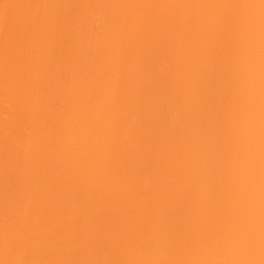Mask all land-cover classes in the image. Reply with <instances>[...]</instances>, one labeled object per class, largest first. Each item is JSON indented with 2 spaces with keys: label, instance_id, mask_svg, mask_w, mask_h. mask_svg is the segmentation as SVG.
<instances>
[{
  "label": "rangeland",
  "instance_id": "rangeland-1",
  "mask_svg": "<svg viewBox=\"0 0 264 264\" xmlns=\"http://www.w3.org/2000/svg\"><path fill=\"white\" fill-rule=\"evenodd\" d=\"M51 1L52 2L49 3L48 0H0V120L1 119L3 120L0 126L1 128L0 129V132H1L0 139H2L0 140V200H3V203H5L6 202L5 200H7L6 196L11 197V195L12 194L15 195V193H16V196H18V193H19L21 196L19 195L18 197H22L24 200L28 201L29 196H27V194L29 192L27 193L25 190L26 181H29V177L31 180L33 179L35 180L37 178L32 177L33 178L32 179L31 176H29L28 179L24 178L25 183L23 187H21L22 185H20L21 182L19 184V180H18L19 177L17 176V174H20V173H17V172H20V170L24 172L23 169H21L23 168L21 167L23 165V162L22 164L20 163L21 168L18 169L19 171L15 170L19 168V166L16 168L15 165L13 166V163H15L18 155H20V157L23 155L22 150H21L22 153L17 152L20 149H22V147H20L22 144L20 142V146L14 145L17 143H15L16 142L15 140L13 141L12 136L10 135H15L14 136L15 138L16 136L17 137L19 136L17 135L19 132L21 133L26 130H29V131L32 130V133L30 132V134H33V135L35 134V135L34 136L30 135V138L33 140H31L30 138L29 139L33 142V144L31 143L28 144V145H32V149L29 151V153L27 152L28 162L26 161L27 163L26 162L24 163H26V165L30 164L28 175L35 173L33 175L36 177V174H37L38 180H40L39 178H41L42 181L45 182V185L42 186L44 187L43 188L44 195H42V197L44 196L42 198L43 202L40 203L41 201L40 200L38 201L39 203H36L35 201L34 203L36 204L32 202L33 207L31 206L32 208L35 209L33 211L35 213V216L31 218L32 219V225H31L32 230L30 229L32 231L31 236L34 240L35 245L43 250L40 257H42L43 259L48 258V260H51V261L52 259L53 260L55 259L56 262L60 264V259L64 260L65 258H63L62 255L58 254L61 250L59 252H57V250L63 244L69 245L70 241L73 240L72 235L77 234V233L74 234V232L78 231L80 235L78 234L77 235L81 239L82 238L84 240L88 239L89 241L93 242L95 241L94 237L96 235L97 237L96 239L99 238L100 239L99 241L103 242V241L108 240L106 238V233L108 231L107 228H110V223L116 222L117 227H118L117 230L120 233V237H118L119 239H117L119 240L118 243L116 242L117 240L111 242L110 245L115 246L116 250L112 255H110L109 253L111 257H108V259L105 261L106 264H117L116 261L121 260V258H123L122 264H198L196 260V253L198 252L197 250L199 249V247L197 246L195 249H192V250H189V248H187L188 250H186V248L182 249V246L188 239L189 241L193 239L192 242L195 241L197 245L200 246L203 240L206 239V231H203L205 230L206 226L210 227V226L216 225V223H217L216 226H219L218 221L219 222L220 220L226 221L227 218L230 217L229 215L227 217V214H226V219H225V216L223 215L225 211H219V210H223L221 208L223 205V202L224 204L227 202V204L229 205V194L231 193V191L228 190L230 186L226 188L225 185L228 183H229L228 185H230V181L233 179L234 181L237 180L236 171L232 170L233 168L232 169L226 168L229 165L225 167L227 163L231 162V160L230 162H228L229 157L226 155L227 154L229 155L231 153L230 151H227V150H228V147L231 148L230 145L233 142L229 143L230 145L228 144V147L226 146L227 150H226V147L224 149V147L221 146L223 147V150L221 149L217 151V152H221L225 150L227 152L226 155H225L226 153L225 151L223 153H218L219 155H216L217 154L216 152L214 156H211L209 158V159H212L211 160L212 164L210 163L211 165L210 168L212 167L210 169V174L213 172L214 169H215V172L211 174L210 177L209 175L205 174L207 178L211 179L210 182H212L213 186L214 184H215V187L216 185H218V187L219 185H222V190L224 191V192L222 191V193L225 194L224 195L225 197L224 196L221 197V198L224 197L223 198L224 200L221 201V204L219 203L221 206L220 207L221 209L216 208L217 210L216 217L218 218L215 217L217 219L216 221L214 220L215 224L213 223V220H211L213 225L209 222L206 225L205 224L206 221L204 219L205 216L208 215V214H204V212H206L205 209L207 210V207H209L211 203L210 205H208L209 203L207 204L205 200L204 202L201 200V195L208 192L209 189L212 187V186H210V188L208 187L209 183H207L205 181V177H203L204 175L203 171H206L205 170L206 158L209 156L207 155L208 148L206 147L204 151L198 150V144L191 145L192 143L191 140L193 139V138L191 139V135L190 137H188L187 135L188 139L185 140L187 133H183L185 136L183 135L181 138L184 140L183 143L181 144H184L187 141L189 142L187 143L190 144V146L187 143L182 145L184 149L186 147L187 149L182 150L183 149L182 147L180 151H176V150L171 151L172 149L171 147L173 145V148H174L175 146L178 145L176 144L177 140L174 139L177 137L176 133L182 134L181 125H185L186 122L189 123L188 121L189 116L191 118L193 114H197L198 109L194 111L193 109L195 108V105L196 106L201 105L200 104L202 103L201 99H205V97H207V100H209L207 102H210L211 99L216 100L218 98H221L219 96H222L223 98L225 97L224 95L228 94L229 90L225 92L226 90L223 91V88L225 87L227 89L228 87L229 89V85L226 87L225 84L222 82L224 87L222 86L221 89H218L217 86H219V84L221 83L219 82V80L222 78V76H226L229 73V71L228 72L226 71L227 68L229 67H226V66L231 63L227 62L226 57H228L229 54H232L231 52H237V53H233L234 55L236 54L233 57L234 58L233 60L228 57V61L230 60L229 62H232L236 59H239V56H240L239 54H241L242 50H244L243 48L244 45L242 44H244L243 41L245 40H242L243 39L241 36L242 31L238 33L240 29H243L242 27H244V25L245 27H246V24H248L247 26H250V30L248 29L249 30L248 32H250L249 35L247 32V35H248L247 37L249 39V42L247 39L246 43L248 42L247 43L248 46H246L245 48L249 47V49L248 48L247 49L252 51L250 52V51L245 50V52H248V53L250 52L249 54L250 56L256 55L258 58L260 59L262 58L261 53H259V55L257 54V50L259 49L258 51H260V46L259 44H257L258 42L257 43L254 42L253 39L254 37H256L255 35L258 33V31H259L258 34L261 35L260 37L264 36V25L261 28L257 29V33L253 26H254V22L257 23L258 21L264 24V12H263L264 0H134L133 7L135 5V8H137L135 11L133 10L134 13L135 12L137 13V15L135 16L133 15L134 13L133 14L126 13L127 15H125V12L122 13L121 15L120 14L114 15L116 14L115 12H118L115 10L116 9L121 10L122 6H124L122 5V3L124 4L126 2L127 4L128 0H126L125 2L124 0H51ZM209 1L211 4L210 6L213 5L212 7H214V9L212 10V7L210 8V6L208 5L210 10L207 11L208 7L205 9L206 5L204 4L202 5V3L209 2ZM128 3H131V2H128ZM84 4H86L89 7L85 9L87 10L85 11L87 12L86 19L88 21V16H91L92 19L90 23L92 24L90 27L91 28L95 27L94 31H92L91 29L92 31L91 34L88 33L87 35L89 37L88 38L89 40L90 39L94 40L93 42L91 41L92 43L91 46H93V48L91 49L88 48L89 46L88 44L90 43V41L85 38L87 42H89L87 43L88 50L85 49L84 44L86 43H84V39H83L84 37H86V36L83 37V35H85L86 33L85 32L86 26L84 27L85 24L84 25L82 24L84 23L83 21H86V19L84 18L85 16L82 17L84 10L83 9L82 11L80 10L81 7L82 8L85 7ZM201 5L204 7L202 8ZM127 6L130 12L131 10L130 8H132V4H129V5L127 4ZM198 6H199V10H196ZM126 7L125 8L123 7L124 8L123 10H126L127 9ZM193 7H197L195 8V12H193V9H194ZM88 11L91 14H89ZM127 12H128V9H127ZM212 14H214V16ZM113 15H114V18L112 17ZM129 15L130 16L133 15L136 18V23L134 21L135 18L130 17L132 19V22L134 23H130L131 25L129 24L128 22V20L130 19L128 18ZM123 17L126 18V19L124 18L126 22H123L125 20H120ZM64 18H68V21H66L67 19L64 20ZM116 20H120L119 22L122 21L124 24L128 23L127 27L122 22H121L122 25L117 24L119 27L122 26V28L124 25L125 27L123 28L124 30L125 29L127 30L129 25L130 27L132 26L134 28V25L136 24L135 28H136L139 38L136 37L135 41H137L138 39L139 46L134 40L132 41V39H135V36L137 35L135 34L131 38V35L134 34L131 31L135 30V29L130 30L132 27L131 28L129 27V31H128V33L130 32L131 35H128V33L125 30V33H123L124 38L122 36V41L123 40L126 41L127 39L125 38L130 37L128 39H131L130 41H132L131 43L132 45L129 43L130 42L129 40L125 42V44L128 43L127 45L128 48L129 47H131L132 49L138 48L139 53L141 54V56L140 54L138 56L142 58L140 59V57H136V58L134 57L132 59H135L138 61L140 59L139 65H137L138 66L137 69L140 67L138 69L139 75L136 76L137 79L135 81L130 80V79H135L134 77L135 74H138L136 73L135 71L136 69L134 68L136 67L134 66L135 60L132 61L130 59L132 56L136 55V54L133 55V53L136 52L133 50L134 52L132 51L131 56H128L130 57L129 58L130 63L132 64L133 62V65L131 66V64H129L128 61H125L127 62L125 66L124 65L125 62L122 63V61L124 60L120 59L122 60L121 64L125 66V68L122 67L120 62H118L119 67H117L116 71H114V74H115L114 76L119 77L117 78L118 82L122 80V83L114 82L116 85L120 84L119 90H116L115 93H113L111 96L109 95L110 97L108 96L109 99L106 102L101 104V101H100L99 104L101 105L99 104L94 105V103L97 102V98H99L97 97V95H98V92H99L98 90L100 89V87L98 90H97V87L99 83L101 85V82L102 84L104 82V80L100 81L99 77L103 78L104 75L102 76L100 74L97 75L93 73V71L95 72V70L92 69L90 71L91 73H87V74L84 73L85 76H83L84 74L82 73L85 72L83 70V67L85 66L87 67L86 65L87 60L93 61L94 59L97 60L99 58V61H100L101 58L103 57L104 52L108 53L109 54L108 56H110L111 52H113V49H111L110 47L113 44L109 45L110 41L108 40L109 42L107 43L106 42L107 39L106 38L104 39V37L102 38L101 36H103L104 34L106 35L108 26L111 25L112 27V22L113 24L118 23V21L114 22ZM63 21L69 23L70 29L65 30L64 26H66L65 24H68V23H65L63 26V23H64ZM85 23L88 24V27H87L88 29L89 23L87 22ZM81 24L83 25V27H78V26H81ZM112 28L113 30L116 29V32H117L118 28L116 27H112ZM109 31L111 32L110 29ZM163 31H168V34L166 36H161V33ZM78 35L81 36V40L80 39L78 40V42L80 41L79 48L80 47L82 48L81 51L83 50V47L85 50L90 51V52L85 51L86 54L85 53L84 54L86 56L85 55L82 56L81 54L79 55L80 50L78 52L76 49L75 43H77V41L75 39L78 37ZM125 35L127 36L125 37ZM255 40H258V39H255ZM95 41L98 42L99 45H97ZM93 43L96 44L95 47ZM135 45L137 47H135ZM125 46H124V49L122 48L123 50L120 51L122 53L116 50L117 52L120 53V55L124 56V58H126L125 57L126 55H123V54H129L128 52L131 51V50L129 51L127 49V46L126 47ZM105 49L107 50V52ZM118 49L120 50L121 48H118ZM224 54L226 55L228 54V55L224 56ZM120 55L118 54L117 56H120ZM236 56H238V58ZM254 56L252 57L254 58V62L252 63H255V64L257 63V65H259L260 62H258L256 56H255L256 57V62H255ZM146 57L149 60L145 59ZM224 57L226 61L224 60ZM252 58H249V59H252ZM206 59H208V62ZM108 60L109 58H107V61ZM223 60L225 61V63H227V65H225L226 70L224 69V71L221 72L222 75L220 76L219 74L218 75L216 74L217 73L216 71L217 69H219V67H223V64H224ZM247 60L248 58L246 59L243 67L242 65H240V68L242 67V69L238 67L240 70L237 69V71L235 70L236 68L234 67V64L237 66L238 61L237 63H235L236 61H234L233 65L231 64L235 68V69L233 68L235 71L233 72L230 71L231 73H229L228 76L231 77L230 74H232L231 78H234L235 81L240 80V82L233 81L234 83L232 84V86L229 83L231 86L230 92H233V90L237 89L239 83L241 84L239 88L237 89L239 93H236V97L229 98L231 100L233 99L232 100L234 101L233 103H236L234 99L237 98V94H239L240 96V93H241L240 91H242L240 87L244 86L243 83L248 81L249 75L252 74V71H255L253 75L254 74L256 75L258 73V70L252 69L254 64H251V61L253 59L251 61L250 60L247 61ZM92 61H91V65L93 64V66H96L97 63L94 62L96 63L95 65ZM259 61H262V60H259ZM54 63H56L55 67L53 66ZM101 63H104V62L102 61ZM104 64L105 66H108L107 68H109V62L104 63ZM104 64H102V66L105 69L106 67L104 66ZM127 64L130 65L129 68L131 69L129 73L130 76L129 78L127 77L128 79L125 78L126 77L125 75L128 73L127 70H129L127 67ZM202 64H204L203 67L208 66L206 64H210V66H212V69L208 68L210 67L208 66L206 67L207 69H202V70H206L207 72L208 71L211 72V70L212 71L214 70L215 74L212 72L213 75H211L210 72H208L210 77L207 74H203L201 71ZM250 64L251 66L253 65L252 68L250 67ZM94 68L96 69V67ZM121 68H123L124 70L123 69L119 70ZM102 69L103 68L100 67V70ZM256 69H259V66ZM222 70L223 69L218 70V71H222ZM132 71H135V73H133ZM225 71H226V74H225ZM103 72H100V73L105 74L106 71L104 70ZM92 73L95 74L96 76L95 75L93 76ZM112 74L113 72H111V75ZM204 75H207L206 76V78H208L207 80L204 78L205 77ZM244 76L246 77L244 78ZM86 77H90V79L92 77L91 80L93 81L94 80L97 81V78L99 79V83L97 84V87L95 86L96 89H94L95 83L93 85L91 84L92 87H89L91 88L93 92H95L94 90L98 91L97 93L95 92L96 98L94 96V93L90 92L89 90L84 93L78 92V90L80 89V84H83V82H85ZM120 77H124L125 78V79L123 78L124 81L126 80L127 82L128 80V83L126 84V82H124L123 79H120ZM210 78L211 80L214 79L212 80L214 81L213 82L214 84L213 83L209 84ZM223 78L225 82V77ZM113 79L111 80L112 83H113ZM129 80L133 81V83L131 82L132 84H130ZM228 80L229 79L226 80V83ZM149 81L151 83H149ZM86 82L88 84V82L90 83V80ZM147 84H149V88L151 89H147L148 87ZM151 84H154L153 86H156L155 89L153 88ZM113 86H111L112 89H113ZM107 88L106 90L109 93L108 91L109 88L108 89ZM44 90H48L49 92L48 91L47 92L51 94L50 95L51 97L50 96L49 97L52 99H49V100L50 102L52 101L53 106L50 105L51 103L49 104L50 106L48 104H47L48 106L45 104L46 107L43 104L45 102L44 100H46V97L48 96V95L46 96V92L41 94ZM242 93L246 95L241 94L243 95L242 97L240 96L241 100H240V97L238 98L240 102L236 103V105H233V103H231V100H230V104L232 105L228 103V106L229 107L233 106L235 110V106L242 107L243 105L247 104V101L252 99V98H248L247 96V94H250L252 92L250 93L242 92ZM104 94H103V97H105ZM174 94H178V96H180V98L178 97L179 102H176V101L174 102L173 98L171 99V97L170 99L168 98V96H172ZM41 95L45 96V98L42 97ZM105 95L107 96V93ZM251 95L249 96L252 97L253 95L252 96ZM93 96L96 100L94 103H93L94 101ZM197 96H199V98H197ZM246 96H247V99L246 100L244 99V101L246 102L245 104H242L244 103L242 98ZM228 97L229 96H227L226 98ZM231 97H233V95ZM105 98L103 100H105ZM164 98H166L167 101L171 100L170 101L171 103L167 102L166 103L167 105L164 104V106L165 105L166 107L168 106L167 111H169L168 112L169 115H175L177 122L175 124L176 126L173 125L172 127L173 128L175 127L176 130L173 131L175 129L174 128L173 130H169L172 132H169L166 129V127L160 128V126L162 125L160 122L163 119H160L161 120L160 122H158L159 120H157L155 126L157 127L159 125L158 127L160 128V129L158 127L156 128L158 129L157 130L158 139L155 142L148 143L145 140V137L144 138L142 137L144 133H145V136L147 135L146 134L148 131L147 129H149L147 125V121H146V118L148 117L146 114H145L146 118L144 120L143 118L141 119V117H144L142 115L146 112L147 113L149 112L151 113L155 111L159 112L158 108L161 107L160 105H163L160 101L163 100ZM180 99H186L187 101L184 100L186 104L189 103L190 105V107L188 106L189 109H187L186 106L184 105L185 106L184 108L187 109V112H186V109L183 110L184 109L182 108L183 102H181L182 100ZM214 100L212 101L214 102ZM203 101L205 104L203 103L202 105H206L207 102L205 100ZM218 101L219 100L215 102L217 105L215 107L216 112L215 110L213 111L214 113L212 112L213 115L215 114L214 116L212 115V117H210L211 114L210 115L207 114L208 113L207 109H205L203 106V109L205 110L203 112L204 114L205 112H207L206 114L208 116H205L203 113H201L203 115L199 113L201 115V117L198 115V117H200L201 119L199 121V125L197 124L198 120L197 121L193 120V119H197L198 117L193 116L192 117L193 121L191 120L190 122L194 124L189 123L191 124L190 126H194L197 124L199 128H203L202 129L203 131L204 130L207 131L206 129L210 128L209 125H211V123L213 124L216 123L214 124V126L216 127V130L219 133L221 129L223 130V132L221 131L220 133L221 137L222 135H225V134L227 135L229 133L231 138H234V139L239 138L237 135H239L240 132L242 131H241V126L240 128L237 126L240 125V122L242 121V119L241 118L238 119V117H236L238 116L236 115L238 114L237 111L236 113H234L235 111L233 110V113H232L233 107H231L232 108L230 109L231 111L226 109V114L229 117V119L226 118L227 119L226 122L223 121V119H221V116H219L221 113H223L222 111H220L221 112L220 113L219 109L222 110L223 107L218 108V106L221 105L220 103L219 105L217 104ZM213 102L208 103V105L212 106L211 104H213ZM159 103L160 105H158ZM224 103H225V98H224ZM239 103H241L242 105H238ZM154 104L156 105V107L153 106ZM180 105H182V107ZM152 106L154 110L155 109L157 110L152 111L153 109ZM191 106L194 108L192 109ZM207 106L205 107L208 108ZM213 106L215 105L213 104ZM54 107L56 108L55 111H58V112H55V114L53 111V109H55ZM140 110H144V111L141 112ZM217 110L220 113L219 115L217 113ZM48 111H49V114L47 113ZM137 111H140L141 113L144 112V113L142 115L140 114V116L139 115L137 116V114L139 113L138 112L136 114ZM161 113L163 114V112H161L160 110V114ZM162 114L160 118H163L164 116L167 117L164 114H163L164 116H162ZM117 116L118 118H116ZM203 116H205L204 117L205 119L202 118ZM119 117H121V119L124 120L123 123L121 122L122 120H120ZM170 117L171 116H169L168 118ZM213 117L214 119H218V118L219 119L215 121ZM215 117H218V118H215ZM88 119L89 120L91 119L90 122H92L93 124L92 123H89V124L94 125L95 127L91 126V127H94V129L91 127L86 128L85 121L88 122L89 121ZM81 120L82 121L85 120V121L82 122ZM259 120H260V117H259ZM80 121L81 123L79 125H81L82 123H85V125L82 124L81 128L77 125L76 127H78V129L75 127L74 128L72 127L73 125L78 124ZM118 121L121 122L120 123L122 124L121 127L120 125L118 126V124L116 123ZM260 121H258V123H260ZM66 122H69L72 125L71 126L72 131L77 129V131H79L80 134L82 135L85 132L84 135L82 136V138L84 137V140H81L80 142V139H82L81 135L76 134L75 135L76 138H80V139H77V142H78L77 144L75 142L76 140L74 139L75 137L74 134L76 132L74 131V133H69L71 131V128L70 126H68L70 130L69 128L68 129L66 128L67 125H69V123L67 124ZM62 123L64 124L62 126L63 127L66 126L65 128L67 129V131L69 130L68 132L69 134H67V132H65L66 134L64 133L66 129L61 130ZM124 123L125 125L123 128H127V129L123 130L122 126ZM164 123H167V124L163 126L168 125V122L166 119L163 122V124ZM83 126H85L84 127L85 129L83 128ZM261 126H264V124H261L259 127ZM119 127L125 132V133L123 132L124 134L122 133L123 136L120 133L121 129ZM168 127L170 128V126ZM90 128L91 130L93 129L94 131L89 130ZM95 128L97 130L99 128L98 130L99 132L100 130L101 132L103 130V133L100 134V135L104 134L102 135L103 137H101V139L99 138L100 135H98L99 134L98 131H97L98 137H93L94 133H96ZM194 128L196 127H193V130ZM86 129H88L90 133L94 132L92 137L94 140L96 139L95 144L100 142L99 147L101 149H104L105 154L103 150H100V151H102L103 155H105L104 156L105 158L103 157L101 152L100 153L98 152L99 154H97V150L99 149L97 145L94 147V148L96 147L98 148V149L96 148L95 150L96 153H94L92 149H90V151L92 150L91 152L93 153L91 152L90 153H91L93 160L96 159L95 161L97 160L100 161L101 159L100 165H98L99 161H97L96 167L100 169V172L98 170L99 174L103 175L102 178H101L102 175L99 178L103 179L105 182H103V180L101 181L99 180L98 178L99 174L95 173L97 171L96 167L94 168L96 169L94 170V172H92L93 170L91 171L92 169L91 165H93L94 167L96 162L91 160L90 158L91 156L88 155L89 151L88 152L86 151L88 150V147L83 145L84 148L86 147L85 148L86 150H84V149H80V147L77 146L80 143L82 147L81 143H84L85 141L86 142L88 141L87 144L92 143V142L94 143V140L90 139L91 135L90 134L88 135L89 131ZM60 130L63 131L61 136L63 137L64 135V138H65L64 140L59 135L61 134L59 133ZM225 130L226 132L227 130H229L228 133H225L224 132ZM25 133H27V131ZM199 133L200 132H198V134ZM71 134H73V136ZM86 134L87 136H89L88 137L89 139L85 137ZM68 135H69L70 140L69 138L66 139ZM97 135L95 134V136ZM200 135L201 134H199V136ZM31 136H33V138ZM172 136L173 137L175 136V137L173 138ZM8 137H10V141L9 139L7 141ZM17 137L15 139H17ZM23 138L25 139L26 137H23ZM171 138L174 139V142H176L174 144L176 145L174 144L170 145L173 141ZM22 139L20 140L22 141ZM195 139L197 140V138ZM11 140L13 141L12 143L14 147L15 146L16 148L20 147L17 149V151L15 150L16 148H10V146L8 145V144H12ZM18 140L19 139H17V141ZM217 141L219 140H216V143L218 145L216 143L215 145L220 147V141L219 142ZM101 143H104V144L101 145ZM155 143H157L158 145L157 148L160 147L159 148L160 151L157 150ZM101 146L102 147L106 146V147L102 148ZM167 147H169V149ZM178 147H179L178 149L181 148L180 146ZM188 147H190V149H188ZM9 148H10V151L8 150ZM29 148L31 147L29 146ZM90 148H91V145H90ZM232 148H233V145H232ZM11 149L13 150V152H11ZM78 150L80 151L83 150L84 151L83 153L85 152L87 153L83 155L81 152H78ZM188 150L189 151L191 150V151L188 152L189 153L188 156L185 157L184 159V156L186 154H183V153H186V151ZM16 152L18 153L17 155H16ZM80 153L82 154V158L85 159L84 161L86 163L82 161L83 163H85V166L82 162H80V159H81ZM177 153H182V155L180 154L181 156H179ZM221 154H224L227 159H222L223 156ZM87 155L88 157L90 156L89 157L90 160L86 159ZM96 155H99L97 158H99L100 156L102 157L97 159L95 158ZM229 156H232V154H230ZM110 157H113V159L115 160V163L113 162L114 160L110 159ZM106 158L109 161L105 160ZM231 158L232 157H230V159ZM24 159H26V157ZM18 160H21V159H17V162L22 161V160L21 161H18ZM73 160H75V163ZM76 160L80 162L79 165H78V161ZM38 161L42 163L38 164ZM88 161L90 162L88 163ZM106 162L109 165L104 166ZM81 163L83 166L81 165ZM101 163L103 165H101ZM110 163H112L111 168L113 167L112 165H114L115 168H112L114 171L110 170L111 168L109 169L107 168V167H110ZM223 163H225L224 166H222ZM69 164H71V166L73 164V167L71 168L70 166H68ZM75 164H77L80 167L82 166L83 168L89 167L90 169L88 168L86 170L81 167V173H80L79 171L80 169L79 170L77 169L79 167L77 165L74 167ZM257 165L260 166V167L257 166V168H258V171L261 172V173L258 172V175L261 174L260 178L258 179L262 180V183H263L262 186H264V161L259 160V163ZM27 167L25 166V169H27ZM238 167L240 168V166H237L236 168ZM106 168L110 171H108ZM71 169H73V172L71 171ZM82 169L84 171L86 170L87 173L82 174L83 172ZM193 169L195 172L193 171ZM76 170L79 171V173L81 174L80 176L85 175L84 178L86 179L94 175V173L97 174L98 180L97 179L96 180L98 182L100 181L98 183V187L100 183H103V185L101 184L100 185L101 188H99L98 190V187L96 185L97 181H95V179L93 178L95 177V175L92 176L93 179L91 178L90 179L91 181L88 179L89 182H91L92 186L88 181H87L88 186L86 185L87 183H85V185L79 183V181L81 182V179H79L80 178L79 173L78 175H76L75 173ZM36 171L39 172L40 175L36 173ZM105 171H107L109 174ZM88 172L92 173L90 174L91 176H87L89 175ZM104 172L108 174V177L111 176L109 179L112 178V183H113L112 186L107 182L109 181V179L105 174H103ZM75 176L76 177L79 176V177L75 178ZM81 178L82 180L84 179L83 177ZM20 179L24 180L23 177H21ZM74 179L78 183H76ZM92 180L93 182L95 181L94 185H93ZM36 181L37 180H35V182ZM83 181L85 182V179ZM240 182L243 183L244 181L242 180ZM31 183L32 182L30 181V184ZM114 183H115V186H114ZM40 184L42 185L41 182ZM212 184L210 183V185ZM231 184H233V181H231ZM89 185L91 189L89 188ZM35 186H38V185L35 184ZM238 186H241V185H237V187ZM95 187H97L96 188L97 190L95 189ZM205 187L206 188L208 187L207 188L208 191L201 193L203 188ZM218 187H216V190ZM38 188L40 187L38 186ZM219 188L221 189V186ZM94 189L96 191H94ZM253 190L256 192L258 189L256 190V188H253ZM39 192H42V190ZM40 194H43V193H40ZM252 194L250 193L249 195H252ZM35 195H37L36 192H35ZM257 195L258 197L256 196V198L254 199L257 200L259 198L261 199L260 201H262V203L264 204L263 190L260 191V194H257ZM11 198H12L11 201H13V199L15 200L14 197H11ZM60 198L64 199V202H61ZM247 198L249 199V197ZM125 199H130L131 205L127 204V201H124ZM259 199L257 201H259ZM256 200L254 201L255 203L257 202ZM13 202L14 204L17 203L16 200ZM123 202H124V205L122 204ZM112 203L115 204L116 206H114V208L112 209L111 208L108 209L107 205L108 204L112 205ZM120 203L123 205L125 210L123 209L121 205L120 206L117 205ZM201 204L202 206H204L203 207L204 210H202V212L204 211L203 215L201 212V209L203 208L202 207L200 208ZM219 204L216 206L218 207ZM29 205L30 204H28V206ZM110 205L108 207H110ZM252 206L254 207V209H256L255 212H257L258 209L255 207V205L253 204ZM252 206L249 205L248 207H252ZM2 207H1V210H6V207L5 209H2ZM9 207L12 208V206H9ZM243 207H246V206H243ZM225 209H228V208H225ZM254 209L252 208L253 211ZM247 210L249 211V208H247ZM75 211L79 212L80 215L76 218H70V214ZM4 213L5 215H8L7 214L8 209L7 211H4ZM14 213H16V211H14ZM1 214L2 212L0 213V218L2 217ZM10 216H12V214ZM30 217H31V214H30ZM27 218L29 217H26V219ZM2 219L4 218H1V220ZM8 219L9 218L7 216L6 221H8ZM228 220H230V218ZM28 221L29 220L27 219V222ZM207 221H209L208 218H207ZM22 223L24 224L26 223V221ZM0 224L2 226L0 227V229L1 231H3L4 226L2 224L4 223H0ZM226 224L227 223H223L222 225L224 226ZM229 224L230 222L228 221V224L226 226H228ZM18 225L19 224H17V226ZM26 225L28 227V223ZM19 227H22V226H19ZM23 227L26 229L29 228V227L27 228L25 225ZM218 228H220V226ZM12 229L13 228H11V230ZM221 229L223 230L224 228H221ZM1 231H0L1 233L0 235H2ZM23 232L25 233L27 231L23 230ZM18 233L19 232H17L16 234ZM158 233L159 234L177 233L178 240L176 243H173V245H170L169 243H165L160 248L151 250L149 253V258L152 257L153 261H149V259L147 260L145 258L146 251L143 252L142 244L139 245L138 241H140V243L142 242L140 240L142 236L154 238ZM188 236H190L191 239ZM233 236L231 237L234 238L235 236L234 237ZM13 239H16V238H13ZM77 240L78 239L76 236V241ZM221 240L223 241L222 245L219 247L216 246V248H214L209 253L206 261L202 264H231L233 253H234V247H236V245L231 242V238H229L228 236L225 238H221ZM83 241H80V242L82 243ZM17 242L18 241H16V244ZM107 242H109V240ZM113 242H116V243H113ZM192 242L188 243L187 241L188 244H192ZM0 243L3 244V241L0 240ZM13 243H15V241ZM97 244L99 243L93 242V245L90 244V247L92 248L94 247V245L95 247H97L98 246ZM174 244H176V246ZM188 244H186L185 246H187ZM0 247H1V244H0ZM90 247H88L89 250H90ZM107 247L109 248V246ZM128 247L135 249V252H133L134 254L131 255L130 257L126 256V254L124 253V249ZM80 250H82V247L80 248ZM190 251H192L193 253L191 254ZM74 252L73 254L75 255L76 253L77 255L79 251L76 249V252L75 253ZM158 252L161 253L159 256L157 254ZM106 253L107 252H105V255H108V253L107 254ZM67 256H69V254ZM77 259L78 258L76 257V261H78ZM22 262H24V264H31L30 260L27 259V257H24ZM71 263H75V262H71Z\"/></svg>",
  "mask_w": 264,
  "mask_h": 264
},
{
  "label": "bare ground",
  "instance_id": "bare-ground-1",
  "mask_svg": "<svg viewBox=\"0 0 264 264\" xmlns=\"http://www.w3.org/2000/svg\"><path fill=\"white\" fill-rule=\"evenodd\" d=\"M126 0H124V2H125ZM48 2L50 3V2H52L51 0H48ZM128 2H131V3H128ZM128 2H127V4L129 5V4H132V8H130L131 10H130V12H129V8H128V6H127V4H126V2L123 4L122 3V5H124V6H122V8H121V10L120 9H116L115 11H118V12H115L116 14H114V15H118V14H122V13H124L125 12V15H127V14H133L134 12H133V10L135 11L137 8H135V5H134V7H133V2H134V0L132 1H129L128 0ZM212 3V2H211ZM125 4H126V6H125ZM206 5L205 6V9L207 8L208 10L207 11H209L210 9H209V6L211 5L210 4V1L209 2H204V3H202V5ZM85 5V7L84 8H82L81 7V11H82V9L84 10V13H83V15H82V17L83 16H85L84 18L86 19L87 18V15H86V13L87 12H85V11H87V10H85V9H87V8H89L86 4H84ZM83 5V6H84ZM194 5H196V4H194ZM201 5V6H202ZM209 5V6H208ZM215 5V4H214ZM87 6V7H86ZM131 6V5H130ZM200 6V7H201ZM213 6V5H212ZM212 6H210V8L212 7ZM126 7L127 9H128V12H127V9L126 10H123L124 8ZM204 6H202V8H203ZM135 8V9H134ZM194 9H193V12H195V8H197V7H193ZM261 8V7H260ZM214 9V7H212V10ZM249 9V8H248ZM196 10H199V6H198V8L196 9ZM211 10V11H212ZM262 10V9H261ZM89 11H90V9H89ZM88 11V13L89 14H91L90 12ZM210 11V12H211ZM215 11V10H214ZM263 12H264V10H263ZM127 13V14H126ZM88 14V15H89ZM214 14H215V12H214ZM214 14H212L213 16H214ZM259 14V13H258ZM114 15L112 16L113 18H114ZM119 15V16H120ZM134 16L135 15H137V13L135 12L134 14H133ZM128 16V18H132V17H134V16ZM81 17V18H82ZM90 17V18H89ZM137 17V16H136ZM69 18V17H68ZM68 18H64V20L65 19H67L66 21H68ZM125 17H123L122 19H120V20H125L124 19ZM127 19L128 20V22H129V24L130 23H134V22H132V19ZM135 18V17H134ZM133 18V19H134ZM258 18V17H257ZM256 18V19H257ZM83 19V18H82ZM91 16H88V21H87V19H86V21H83L84 23H82L83 25H84V27L86 26V28H85V35H83V37L84 36H86V37H84L83 39H84V43H86V44H84L85 45V49H87L88 50V48L89 49H91V48H93V46H91L92 45V43H91V41L93 42L94 40L93 39H88L89 37L87 36L88 35V33H90L91 34V32L92 31H94V29H95V27L93 28H91L90 26H91V24L92 23H90L91 22ZM256 19H255V21H256ZM120 20H116V21H114V22H117L118 21V23H116V24H113V22H112V27H116V28H118L117 29V32H116V29H114L113 30V28L111 27V25H109L108 26V30H107V32H106V35L104 34L103 36H101L102 38L104 37V39L106 38L107 39V43L110 41H112L113 39H115V40H113L111 43L109 42V45L110 44H113V45H111L110 47H111V49H113V52H111V54H110V56H108L109 54L108 53H105L104 52V54H103V57H104V55H105V57H104V59H103V57L101 58V62L103 61L104 63H107V62H109V68H107L108 66H105V64L104 63H101L100 61H99V58L96 60V59H94L92 62L94 63V62H96L97 63V65H96V63H94L96 66H93V64L91 65V61H89V60H87V67L85 66V67H83V70L85 71V72H83L82 74H87V73H91L90 71L93 69V70H95V72L93 71V73H95V74H97V75H104L103 76V78L102 77H99V79H100V81H102V80H104V82H103V84H102V82H101V85H100V83H99V79L97 78V81H93V80H91L92 79V77H91V79H90V77H86L85 79V82L86 81H88V80H90V83L88 82V84H87V82L85 83V82H83V84H80V89L78 90V92H82V93H84V92H87L88 90L90 91V92H92V93H94V96H95V98H96V93L98 92V95H97V97H99V98H97V102H95L96 100H95V98H94V96H93V103H94V105H98L99 103H100V101H101V104L102 103H104V102H106L108 99H109V97L113 94V93H115V91L116 90H119V85H116L115 83H119V82H121L122 83V80L121 81H119L118 82V80H117V78H119V77H115L114 75V71H116V68L117 67H119V63L118 62H120V64H121V61L122 60H124V61H122V63H124L125 61H128V63L129 64H131L130 63V59L132 60V61H134L135 59H132V58H136V57H140L141 56V54L139 53V50H138V48H134V49H132L131 47H129L128 48V43L127 44H125V42H127L128 40L130 41L131 39H128V38H130V37H126L127 35H125V39H127L126 41H122V36H123V38H124V34L123 33H125V30L123 29V28H125L124 27V25H126V27H127V24L128 23H126V24H124L123 22H126V20L125 21H121L124 25H123V28H122V26L121 27H119L118 25H122V23L121 22H119ZM134 21H135V23H136V18L134 19ZM64 23H63V26H64V24L65 23H68V22H65V21H63ZM85 22H87V23H89V30L87 29V27H88V24H86ZM93 22H94V20H93ZM121 23V24H120ZM81 24V26H78V27H83V25ZM94 24V23H93ZM111 24V23H110ZM118 24V25H117ZM66 26H64V28H65V30L66 29H70V26H69V23L68 24H65ZM113 25H115V26H113ZM131 25V24H130ZM130 25H129V27H130ZM248 24H246V27H245V25H244V27H242L243 29H244V31H243V29H240V31H238V33H240L241 31H242V33H241V36H242V40H245V41H243V43L244 44H242V45H244L243 46V48H244V50H242V53L241 54H239L240 56H239V59H236V57L238 58V56H236L235 57V59L236 60H234V61H236L235 63H237V61H238V63H237V66L234 64V67L236 68H234L232 65H233V62L234 61H232V62H229L228 61V57L229 58H231L232 60L234 59L233 57L236 55H234L233 53H237V52H231L232 54H227L228 55V57H226L227 58V62L228 63H231V64H228L227 65V63H225V57H224V64H223V67H219V69H217V75L219 74L220 76L222 75L221 74V72H223L224 71V69L226 70V67H232V68H227V72L229 71V73H231V72H233V71H237V69H239L240 68V65H242V67H243V65H244V63H245V61H246V59L248 58V60L247 61H251L252 59V61H251V64H254V66H253V68H252V66H251V64H250V67L254 70H258V73L255 75H253V73H255V71H252V74L251 75H249V79H248V81L247 82H244L243 83V85L244 86H241L240 87V89H242V91H240V89H239V91L241 92L240 93V96L242 97L243 95H241V94H244V93H242V92H247V93H250V92H252V93H250V94H247V96H248V98H252V99H248L249 101H247V104L246 105H243L242 107H240V106H235V110H234V107L233 106H228V103L230 104V100L231 99H229V98H234V97H236V93H239L238 91H237V89L239 88V86L241 85L240 83H239V85H238V83H237V85H238V87H237V85H236V87H237V89H235V90H233V92H230L231 90H230V87L232 86V84L234 83L233 81H235L234 80V78H231L232 77V74H230L231 75V77L230 76H228L229 75V73L226 75L227 76V78H226V76H222V78L219 80V82H221L220 84H219V86H217L218 87V89H221L222 88V86L224 87V85L222 84V82L225 84V86L227 87L228 85H229V89H228V87H227V89L225 88H223V91H225V92H227V90H229L228 91V94L227 95H224L225 97H223L222 98V96H219V97H221V98H218V99H216V100H214V99H211V101L210 102H213L212 100H214V102H213V104L215 105V106H213V104H211L212 106H209L208 105V103H210V102H207V101H209V100H207V97H205V99H201V101H202V103H200L201 105H195V108L194 107H192V109H193V111L194 110H197L198 109V111H197V114H193L192 116H191V118H190V116H189V123H191L190 121L193 119L192 117L193 116H196V117H198V115L201 117V115H203L204 114V112L203 111H205L204 109H203V106H204V108L205 109H207V112H205V116H208L207 114H211L210 115V117H212V115H213V111L215 110V112H216V109H215V107L217 106L216 105V101L217 100H219L218 101V105H219V103L222 105H219L218 106V108L219 107H223L222 108V110H220L219 109V112L220 111H222L223 113H219L218 112V110H217V113H218V115L219 116H221V119H223V121H225L226 122V120L227 119H229V117L227 116V114H226V109L227 110H229V111H231L230 109H232L231 107H233V109H232V113H233V110L235 111L234 113H236V111H237V113L238 114H236V115H238V116H236V117H238V119L239 118H241L242 119V121L240 122V125L239 126H237V127H239L240 128V126H241V131L242 132H240V134L239 135H237L239 138H236V139H234V138H231V136L229 135V133H228V131L229 130H227V132H226V130L224 131L225 133H228L227 135L225 134V135H222V137H221V135H220V133H221V131L223 132V130L221 129H219L220 130V133L216 130V127L214 126V124H216V123H211V125H209L210 126V128H208V129H206L207 131H203L202 129L203 128H199L198 127V125H199V121L201 120L200 119V117H198L197 119H193L194 121L196 120H198L197 121V124L196 125H194V126H190L191 124H194V123H191V124H189L188 122H186V124L185 125H181V132H182V134L181 133H176L177 135V137L176 138H174L173 136V138L174 139H176L177 140V143L176 142H174V139H172V140H170V141H172V143L170 144V145H172V144H174V143H176V144H178L177 146H175L174 148H173V145H172V149H171V151H180L181 149H182V145H184V144H186V143H184V144H181V143H183V139H181L182 138V136L184 135L183 133H187L186 134V137H185V140H187L188 138H187V135H188V137H190V135H191V141H192V143H191V145H195V144H198V150H203L204 151V149L207 147L208 148V154L207 155H209L208 157H207V155H206V166H205V170L206 171H203V173H204V175H203V177H205V181L207 182V183H209V186H208V184H207V186L210 188V186H212L210 189H212V190H210L209 189V191H208V187L206 188H203V190H202V192L201 193H204V192H206V191H208V192H206V193H204L203 195H201V200L204 202V200H205V202H207V204L208 205H210V203H211V205L209 206V207H207V210L205 209V211L206 212H204V214H208V215H206L207 216V218H208V220L209 221H207V218H206V216H205V224L207 225V223L209 222V223H211L212 224V222H211V220H213V223L215 224V221L217 220L216 218H218V217H216V212H217V210H216V208H219V209H223V210H219V211H225L224 213L223 212H221V213H223V215L225 216V219H226V214H227V217H228V215L230 216V217H228L227 218V220L230 218V220H228L229 222H230V224L228 225V226H226L227 224H228V221L226 220V221H221L220 219H218V220H220V222L218 221V225L220 226V228H218L219 226H216L217 225V223H216V225H213V226H210V227H207L206 226V228H205V230H203V231H206V239H204L203 240V242H202V244L199 246V245H197V243L195 242V241H193L192 242V240L193 239H191V237L190 236H188L191 240L189 241V239L187 240L188 241V243H191L192 242V244H188L187 243V241L184 243V245L182 246V249L183 248H186V250H188L187 248H189V250H192V249H195L197 246L199 247V249L197 250L198 252L196 253V260H197V263L198 264H202V263H204L205 261H206V259H207V257H208V255H209V253L214 249V248H216V246L217 247H219V246H221L222 245V243H223V241L221 240V238H225V237H229V238H231V242L233 243V244H235L236 245V247H234V253H233V257H232V261H231V264H264V204L262 203V201H260L261 199H259V201H257L256 199H254V198H256V196L258 197V195L257 194H260V191H262L263 190V193H264V186H262L263 185V183H262V180H260V179H258V178H260V176H261V174H259L258 175V168H257V164L259 163V160H263L264 161V126H261V127H259L261 124H264V36L263 37H260L261 35L260 34H258L259 33V31H258V33H257V29H259V28H261L264 24L263 23H261L260 21H258L257 23H255L254 22V28H255V30H256V37L257 36H259V37H254V42H258L257 44H259V46H260V51H258L257 50V54L259 55V53H261V59L260 58H258L256 55V57H257V60H258V62H260V64L259 65H257V63L255 64V63H252V62H254V58H252L254 55H252V56H250L249 54H250V52H252V51H250V50H248L249 49V47H247V48H245L246 46H248L247 45V43L249 42V39H248V35H249V33L250 32H248L249 30H250V26H247ZM69 28H68V27ZM93 26V25H92ZM251 26V27H252ZM129 27H128V29L126 30V32L128 33V31H129ZM132 27V26H131ZM130 27V28H131ZM136 24L134 25V28L132 27L130 30H133V29H135L134 31H131V32H133L134 34H130V32L128 33V35H131V38H132V36L133 35H135V34H137V31H136ZM122 29V30H120V29ZM91 29H92V31H91ZM109 29L111 30V32L109 31ZM249 29V30H248ZM251 30H252V28H251ZM68 31V30H67ZM89 31V32H88ZM110 33H109V32ZM124 31V32H123ZM115 32V33H114ZM247 32H248V35H247ZM115 35H114V34ZM120 33V34H119ZM93 34V33H92ZM168 34V31H163L162 33H161V36H166ZM238 35H240V34H238ZM106 36V37H105ZM78 37H80V38H78ZM78 37L75 39L76 41H77V43H78V45H77V43H75L76 44V49H77V51L79 52V50H80V53H79V55L81 54L82 56L83 55H85L86 53H85V51H87V50H85L84 49V47H83V52L81 51V47L79 48V46H80V44H79V42H78V40L80 39L81 40V36H79L78 35ZM136 37H138V34L135 36V39H132V41L134 40H136ZM250 37H251V35H250ZM89 40L90 41V43L89 42H87V40ZM112 38V39H111ZM139 38V37H138ZM245 38V39H244ZM103 39V40H104ZM111 39V40H110ZM247 39H248V42L246 43V41H247ZM255 39H258V40H255ZM86 40V41H85ZM109 40V41H108ZM83 41V40H82ZM132 41H130L129 43L131 44L132 43ZM96 42V41H95ZM124 42V43H123ZM137 44H138V39H137V41H135ZM87 43H89L88 45H87ZM97 43V45H99V43L98 42H96ZM106 43V44H107ZM121 43V44H120ZM123 43V44H122ZM246 43V44H245ZM127 46V49L130 51V52H128L129 54H123V55H126L125 57L126 58H124V56H122V55H120V53H122V52H120L121 50H123L124 49V46L125 45ZM135 44V43H134ZM93 45H94V47L96 46V44H94L93 43ZM108 45V44H107ZM132 45V44H131ZM241 45V46H242ZM87 46H88V48H87ZM91 46V47H90ZM115 46H117L118 48H121L120 50L117 48V47H115ZM125 46V47H126ZM130 46V45H129ZM134 46V45H133ZM132 46V47H133ZM138 46H139V44H138ZM135 47H137L136 45H135ZM79 48V49H78ZM123 48V49H122ZM243 48H241V49H243ZM115 49V50H114ZM140 49V48H139ZM240 49V50H241ZM106 50V49H105ZM116 50H118L119 52H117ZM136 51L135 53H133V55H135V56H132L131 58L130 57H128V56H131V53H132V51ZM245 50L246 51H250L249 53L248 52H245ZM116 51V52H115ZM133 51V52H134ZM244 51V52H243ZM77 52V53H78ZM87 52H90V51H87ZM106 52H107V50H106ZM240 52V51H239ZM83 53V54H82ZM85 53V54H84ZM116 53V54H115ZM124 53H126V52H124ZM248 55H246V54ZM106 54H107V56H106ZM120 55V56H117V55ZM140 54V56H138ZM254 54V53H253ZM226 54H224V56H225ZM226 55V56H227ZM86 56V55H85ZM247 56V57H246ZM250 56V57H249ZM254 56V57H255ZM81 57V56H80ZM123 57V58H122ZM208 57H209V55H208ZM207 57V58H208ZM256 57H255V62H256ZM260 57V56H259ZM107 58H109V60L107 61ZM117 58V59H116ZM130 58V59H129ZM142 57H140V59H141ZM249 58H252V59H249ZM56 59V58H55ZM103 59V60H102ZM120 59H122V60H120ZM126 59V60H125ZM138 59V58H137ZM140 59H139V61H140ZM145 59H147V60H149L147 57L145 58ZM209 59V58H208ZM208 59H206L207 60V62H208ZM53 60H54V58H53ZM57 60V59H56ZM259 60H262V61H259ZM89 61V62H88ZM98 61V62H97ZM107 61V62H106ZM131 61V62H132ZM139 61L138 60H135L134 62V66H136V67H134L136 70V73H138V69L140 68H138L137 69V65H139ZM55 62V61H54ZM84 62H86V61H84ZM100 62V63H99ZM138 64H137V63ZM206 62V63H207ZM89 63V64H88ZM99 63V64H98ZM126 63L127 62H125V66H126ZM81 64H82V62H81ZM102 64H104V66L107 68H105L104 69V67L102 66ZM53 65V64H52ZM55 65H56V63H54V67H55ZM98 65H100V66H98ZM107 65V64H106ZM122 65V64H121ZM133 65V62H132V64H131V66ZM206 65H208V66H210V64H206ZM225 65H227L226 67H225ZM231 65V66H230ZM125 66H123L122 65V67H124L125 68ZM202 66V67H201ZM200 67H201V71H202V73L203 74H207L209 77H210V75H209V73L208 72H210V71H206V70H202V69H207L206 67H208V66H206V67H203L204 66V64H202ZM259 66V69H256L257 67ZM94 67H96V69L94 68ZM99 67V68H98ZM100 67H102L106 72H105V74H103L104 72V70L102 69V70H100ZM121 67V66H120ZM127 67H128V69L129 70H127V74H129L130 73V71H131V69L129 68L130 67V65H128L127 64ZM132 67V68H133ZM225 67V68H224ZM239 67V68H238ZM242 67L240 68V69H242ZM245 67V66H244ZM249 67V68H250ZM79 68V67H78ZM89 68H90V70H89ZM98 68V69H97ZM208 68H210V69H212V66H210V67H208ZM235 70H234V69ZM86 69V70H85ZM110 69V70H109ZM123 68H121V69H119V70H122ZM221 69H223L222 71H218V70H221ZM239 69V70H240ZM246 69V68H245ZM87 70H89V71H87ZM99 70H100V72H103V73H100L99 72ZM124 70V69H123ZM126 70V69H125ZM132 70H134V69H132ZM209 70V69H208ZM243 70H244V68H243ZM135 71H132L133 73H135ZM226 71H225V74H226ZM231 71V72H230ZM108 72H110V73H108ZM111 72H113V74L111 75ZM212 72L214 73L215 71L213 70H211V72H210V74L211 75H213L212 74ZM218 72H220V73H218ZM251 72V71H250ZM92 73V75L94 76L95 74H93ZM249 73V72H248ZM85 74L83 75V76H85ZM108 74H110V75H108ZM125 74V73H124ZM125 75L126 77L125 78H129V76H130V74L129 75ZM215 74V73H214ZM224 74V75H225ZM244 74H245V72H244ZM139 75V73L138 74H135V79H130V80H136L137 78H136V76H138ZM207 75H204L205 77V79L207 80L208 78H206V76ZM246 75H247V73H246ZM96 76V75H95ZM132 76H133V74H132ZM223 77H225V82H224V78ZM246 76H244V78H245ZM248 77V76H247ZM89 78V79H88ZM102 78V79H101ZM114 78V79H113ZM124 77H120V79H123ZM124 78V79H125ZM127 78V79H128ZM133 78V77H132ZM230 78H231V80H230ZM106 79V80H105ZM113 79V83H112V80ZM116 79V80H115ZM124 79H123V81H124ZM227 79H229L228 81H227V83H226V80ZM115 80V81H114ZM129 80V81H130ZM210 80V82H209V84H212L214 81H212V80H214V79H212L211 80V78L209 79ZM247 80V79H246ZM245 80V81H246ZM93 81V82H92ZM148 81V80H147ZM212 81V82H211ZM243 81V80H242ZM92 82V83H91ZM115 82V83H114ZM124 82H126V80L124 81ZM133 83V81H130V84H132ZM145 82H146V80H145ZM216 82V81H215ZM232 82V83H231ZM235 82H240V80H236ZM96 85H95V84ZM99 83V85H98V87H97V84ZM128 83V80H127V82H126V84ZM148 83V82H147ZM149 83H151L150 81H149ZM231 84V86H230V84ZM85 84V85H84ZM94 84V87L96 86L97 87V90L99 89V87H100V89L97 91V90H94L95 92H93L92 90H91V88H89V87H92V85ZM114 86H113V85ZM214 84V83H213ZM216 84V83H215ZM227 84V85H226ZM87 85H89V86H87ZM104 85V86H103ZM129 85V84H128ZM145 85H146V83H145ZM148 85V87H147V89H151V88H149V84H147ZM152 86L154 85V84H151ZM150 85V86H151ZM235 85V84H234ZM233 85V86H234ZM82 86V87H81ZM84 86V87H83ZM111 86H113V89L111 88ZM117 86V87H116ZM122 86V85H121ZM151 86V87H152ZM96 87L94 88V89H96ZM101 87H103V88H101ZM108 87L109 88V93L107 92V90H106V88ZM155 87L156 86H153V88L155 89ZM220 87V88H219ZM235 87V88H236ZM243 87V88H242ZM105 88V89H104ZM107 88V89H108ZM86 89V90H85ZM104 89V90H103ZM111 89V90H110ZM232 89V88H231ZM244 89V90H243ZM84 90V91H83ZM113 90V91H112ZM48 90H44L41 94H43L44 92H46V100L48 101H46V100H44L45 102L43 103L44 105L46 104H50V105H52V101L50 102V100L49 99H52V98H50L51 96V94L50 93H48L47 92ZM103 91V92H102ZM234 91H235V93H234ZM237 91V92H236ZM249 91V92H248ZM107 93V96L105 95L106 93ZM222 92V91H221ZM231 94H230V93ZM91 93V94H92ZM105 93V94H104ZM232 93H234V94H232ZM103 94H104V96L105 97H107V98H105V97H103ZM230 94V95H229ZM253 96H252V95ZM93 95V94H92ZM110 95V96H109ZM233 95V97H231ZM235 95V96H234ZM244 95H246V94H244ZM249 95H251L252 97H250ZM42 96V95H41ZM50 96V97H49ZM109 96V97H108ZM227 96H229L228 98H226ZM239 96V94H237V98H235L234 100L236 101V103H238V102H240V100H241V97ZM247 96L246 97H243L242 99H243V101H244V99L246 100L247 99ZM42 97H44L45 98V96H42ZM102 97H103V99L105 98V100H103L102 99ZM170 97H171V99L173 98V100H174V102L176 101V102H179L178 101V97L180 98V96H178V94H174V95H172V96H168V98L170 99ZM240 97V100L238 99ZM177 98V99H176ZM184 98V97H183ZM197 98H199V96H197ZM224 98H225V103H224ZM102 99V100H101ZM222 101H221V100ZM180 100H182L181 102H183V107H182V105H180L182 108H184L185 106H186V108L187 109H189L188 108V106L190 107V105H189V103L188 104H186V102L185 101H187L186 99H180ZM185 100V101H184ZM203 100H205L207 103H206V105H202L203 103H204V101ZM233 100V99H232ZM231 100V103H233L234 101H232ZM239 100V101H238ZM103 101V102H102ZM171 100H166V98H164L163 100H161L160 102L163 104V105H160V103L158 104V105H160L159 107L160 108H158V106H157V108L159 109L158 111L159 112H157V111H155V110H157V109H155L154 110V108H153V106H155L156 107V105L154 104L153 106H152V111H155V112H157V113H155V112H149V113H141L142 111H144V110H140V111H137L136 112V114H137V116L139 115L140 116V114L142 115V116H144V117H141V119L143 118V120L146 118V116H145V114L147 115V117L148 118H146V121H147V125H148V127H149V129H147L148 131H147V135L145 136V133L142 135V137L144 138L145 137V140L149 143V142H155V141H157V139H158V133H157V130L158 129H156L157 127L155 126V124H156V121L157 120H159L158 122H160L161 120L160 119H163L164 121H165V119L167 120V122H168V125L167 126H163V125H166L167 123H164L163 124V120L160 122L162 125L160 126V128H162V127H166V129L169 131V130H173L174 128L172 127L173 125H175L176 124V117H175V115H169V111H167V107H166V103L167 102H170ZM221 101V102H220ZM199 102H200V100H199ZM227 102V103H226ZM245 102L246 101H244V103H242V104H245ZM158 103V102H157ZM171 103V102H170ZM236 103H233V105H236ZM241 103H239L238 105H242ZM101 104H99V105H101ZM164 104H166L165 106H164ZM179 104H181V103H179ZM205 104V103H204ZM225 104H227V105H225ZM46 105H45V107H46ZM47 105V106H48ZM49 105V106H50ZM185 105V106H184ZM208 105V106H207ZM230 105H232V104H230ZM53 106V105H52ZM202 106V107H201ZM205 106H207L208 108H206ZM229 108H228V107ZM100 107V106H99ZM163 107V108H162ZM172 107V106H171ZM210 107V108H209ZM227 107V108H226ZM55 108V107H54ZM186 108H184L183 110H185ZM199 108H201V109H199ZM240 108V109H239ZM187 109H186V112H187ZM237 109H239V110H237ZM56 110V108L55 109H53V111H54V114H55V112H58V111H55ZM151 110V109H150ZM160 110H161V112H163V114L164 115H166L167 117H165L162 113V116H164L165 117V119H164V117L163 118H160V116H161V114H160ZM163 110V111H162ZM149 111V110H148ZM213 112V113H212ZM48 114H49V111L47 112ZM201 113H203V114H200ZM207 113V114H206ZM216 113V114H217ZM135 114V115H136ZM225 114V115H224ZM241 114V115H240ZM215 115V114H214ZM213 115V116H214ZM223 115V116H222ZM136 116V117H137ZM169 116H171L170 118H168ZM205 116H203L202 118H204ZM225 116V117H224ZM158 117H159V119H158ZM209 117V118H210ZM223 117V118H222ZM257 117V118H256ZM259 117H260V120H259ZM116 118H118V116L116 117ZM120 118V120H122L121 119V117H119ZM215 118H218V117H215ZM225 118V119H224ZM227 118V119H226ZM205 119V118H204ZM211 119V118H210ZM213 119H214V117H213ZM219 119V118H218ZM218 119H214L215 121L216 120H218ZM89 120V119H88ZM118 120V119H117ZM192 120V121H193ZM212 120V119H211ZM2 119L0 120V126H1V124H2ZM82 121V120H81ZM81 121L78 123V124H76V125H71L69 122H66L67 124L69 123V125H67V124H65V125H67V129L69 128L68 126H70V128H71V126L74 128H77L78 129V127H76L77 125L81 128V125L83 124V125H85V123H86V128L87 127H91V126H94V125H92L93 123L92 122H90L91 121V119L87 122V121H85V123H82L81 125H79L80 123H81ZM84 121H82V122H84ZM229 121V120H228ZM258 121H260V123H258ZM122 123L124 122V120H122L121 121ZM121 122H116L117 124H118V126L120 125V127H121V125L122 124H120ZM157 122V123H158ZM64 123V122H63ZM61 124V126L62 125H64V124ZM87 123H88V125H90L89 123H92L90 126H88L87 125ZM143 123H144V121H143ZM185 123V122H184ZM196 123V122H195ZM258 123V124H257ZM256 124V125H255ZM124 125H125V123L123 124V126H122V128L124 127ZM144 125H146V124H144ZM208 125H206V126H208ZM127 126V125H126ZM168 126H170V128L168 127ZM176 126V125H175ZM177 126H179V125H177ZM205 126V127H206ZM258 126V127H257ZM65 127H61V130L63 129V130H65L66 128ZM85 126H83V128H84ZM95 127V126H94ZM94 127H91V128H93L94 129ZM119 127V128H120ZM147 127V128H148ZM193 127H196V128H194V130H193ZM70 128H69V130H70ZM82 128V129H83ZM91 128L89 129V130H91ZM97 128V127H96ZM95 128V129H96ZM146 128V127H145ZM159 128V127H158ZM159 128V129H160ZM199 128V129H198ZM207 128V127H206ZM1 129V128H0ZM67 129L64 131V133L65 132H67V134H69V133H74V131L76 132L75 134H74V136L76 135V134H78V135H81V138H82V136L84 135V133H83V135L82 134H80V132L79 131H77V129L76 130H74V131H72V128H71V131L69 132V130L67 131ZM85 129V128H84ZM91 130V131H94V130ZM121 129V128H120ZM124 129H127V128H123V130ZM178 129H179V127H178ZM60 130V131H61ZM81 130V129H80ZM86 130H88V129H86ZM88 130V131H89ZM98 130H99V128H98ZM97 129H96V133H94V136H93V133H90V131H89V133H88V135L90 134L91 136H90V139H92V140H94L93 139V137H98V135H100L101 133H103V130H102V132H101V130H100V132L98 131ZM122 129L120 130V133H121V135H122V133L124 132ZM176 130V128L173 130V131H175ZM27 131V133H25ZM26 131H23L24 133H25V135H24V133L23 132H19L17 135H19L18 137H17V139H22L23 137H26L25 139H24V141H23V139H22V141L20 140H18L17 141V139H15L14 138V136L15 135H10V136H12V139H13V141L15 140L16 142L15 143H17V144H14V145H16V146H20V142H21V146L20 147H22V149H20L19 151H17V149L18 148H20V147H18V148H16V146L14 147V145H13V141L11 140V143L12 144H8L9 146H10V148H16L15 150L18 152V153H22V151H23V155L20 157V155H18L17 156V158H16V161H15V163H13V166L15 165V167L17 168L18 166H19V168H17V169H15V170H17V171H19L18 169H20L21 167H23V168H21V169H23V171L24 172H22V170H20V172H17V173H20V174H17V176L19 177L18 178V180H19V184H20V182H21V184L20 185H22L21 187H23V185H24V183H25V179L24 178H26V179H28V177L29 176H31V178L33 177V178H37V179H35V180H37L36 182L38 183H36L35 182V180L33 179V180H31L30 179V177H29V181H26V186H25V190H26V192L28 193V194H30V195H28L27 194V196H29V198H28V201H26V200H24L22 197H18L20 194L18 193V196H16V193H15V195H11V197H14L15 198V200H16V202L17 203H15L14 204V202L13 201H15L14 199H13V201H11L12 200V198L11 197H9V196H6V199L7 200H5L6 202L5 203H3V200H0V210H1V207H2V209H5V207H6V210H1V212H2V217L1 218H4V219H2L1 220V218H0V223H4V224H2L4 227H3V231H1V229H0V231L2 232V235H0V240L1 241H3V244L2 243H0L1 244V249H0V264H24V262H22V260H23V258L24 257H27V259H29L30 260V262H31V264H59V263H57L56 262V260L54 259H52V261L51 260H48V258H46V259H43L42 257H40L41 256V253H42V249L41 248H39V247H37L36 245H35V243H34V240H33V238H32V236H31V233H32V217L33 216H35V213L33 212L35 209L34 208H32L33 207V203L36 201V203H39L38 201H40V203L41 202H43L42 200V198L44 197H42V195H44V187H42V186H44L45 185V182H43L42 181V179L41 178H39L40 180H38V177H37V174H36V177L33 175V174H35V173H33V174H29L28 175V173H29V166H30V164L28 165V167H27V165H26V163L28 162V158H27V154L29 153V151L32 149V145H28V144H33V142L31 141V140H33V139H31L30 138V135H33V134H30V132L32 133V130H26ZM59 131V133H61V134H59L60 136L62 135V133H63V131H61L60 132ZM99 132V134L97 135V133ZM193 131V132H192ZM195 131V132H194ZM69 132V133H68ZM79 132V133H78ZM145 132H146V130H145ZM169 132H172V131H169ZM177 132V131H176ZM197 132V133H196ZM198 132H200L199 134H201L200 136H199V134H198ZM202 132V133H201ZM34 133V132H33ZM87 133V132H86ZM106 133V132H105ZM125 133V132H124ZM123 133V134H124ZM196 133V134H195ZM242 133V134H241ZM27 134V135H26ZM66 134V133H65ZM95 134L97 135V136H95ZM175 134V133H174ZM173 134V135H174ZM192 134H193V136H192ZM197 135V136H195V135ZM21 135H23V136H21ZM35 135V134H34ZM33 135V136H34ZM72 136H73V134H71ZM70 135V136H71ZM102 135H104V134H102ZM102 135H100V139H101V137H103ZM231 135H232V133H231ZM235 135V134H234ZM21 136V137H20ZM27 136H29V137H27ZM33 136H31L32 138H33ZM93 136V137H92ZM123 136V135H122ZM185 136V135H184ZM236 136V135H235ZM236 136V137H237ZM62 137V136H61ZM77 137H79V136H77ZM85 137H89V136H87V134L85 135ZM233 137V136H232ZM0 138H1V132H0ZM31 140H30V139ZM69 138V135H68V137H66V139H68ZM72 138V137H71ZM104 138H105V136H104ZM195 138H197V140L195 139ZM8 139H9V141H10V137H8L7 138V141H8ZM29 141H28V140ZM62 139L64 140L65 138H64V135H63V137H62ZM74 139L76 140H74L77 144H78V142H77V139H80V138H76V136L74 137ZM86 139V138H85ZM89 139V138H88ZM87 139V140H88ZM195 139V140H194ZM235 141H234V140ZM0 140H2V139H0ZM69 140H70V138H69ZM81 140H84V137L82 138V139H80V142H81ZM92 140H90V141H92ZM182 140V141H181ZM193 140H194V142H193ZM216 140H219L220 141V147L221 146H223L224 147V149H225V147L227 146L228 147V144L229 143H232L230 146H231V148L230 147H228V150H227V147H226V150L227 151H230L231 153L230 154H232V156H229L228 154H227V152L225 153V155L226 156H228L229 157V161L228 160H226V161H228V162H230V160H231V162L230 163H232V164H230V163H227L226 165H225V167L227 166V165H229V166H227L226 168H230V169H232V170H234V171H236V176H237V182H238V184H237V182L236 181H234V179L233 180H231V181H233V184H231V181H230V185H228V184H226L225 186H226V188H228V186H230L229 188H228V190L229 191H231V193L229 194V205L227 204V202L225 203L226 204V206H228V207H226L225 206V204H224V202H223V205H222V207L220 206V204H221V201L222 200H224L223 198L225 197L224 195L225 194H223L222 193V185H219V187L221 186V189L218 187V185H216V187H218L217 188V190H216V187H215V184H214V186H213V184H212V182H210V180L211 179H209V178H207L206 177V175H209V177L211 176V174H213L214 172H215V169L213 170V172L210 174V169L212 168H210V163L212 164V159H209L211 156H214L215 154H216V152L217 151H219V150H223V147H218V146H216L215 145V143H216ZM4 141V140H3ZM31 141V142H30ZM101 141H103V140H101ZM198 142V143H196V142ZM219 141H217V142H219ZM24 142V143H23ZM83 142V141H82ZM86 142V141H85ZM85 142L84 143H81L82 144V147H81V145H80V143H79V145H77V146H79L80 147V149H84V150H86L85 148L86 147H88V150H86L87 152L89 151V153L93 150V152L94 153H96L95 152V150H96V148H94L96 145L98 146V150H97V154H99L100 152H101V154L103 155V153H102V151H100V150H103V152H104V149H101L100 147H99V144H100V142L99 141H97V142H99V143H97V144H95L96 143V139L94 140V143L92 142V143H88L87 144V142H86V144H85ZM189 143V142H188ZM187 143V144H188ZM104 143H101V145H103ZM156 144V148H157V143H155ZM176 144H174V145H176ZM180 144V145H179ZM217 144V143H216ZM12 145V146H11ZM27 145V146H26ZM83 145L84 146H86L85 148L83 147ZM90 145H91V148H90ZM169 145V146H170ZM189 146H190V144H188ZM218 145V144H217ZM232 145H233V148H232ZM6 146H7V144H6ZM24 146V147H23ZM29 146L31 147V148H29ZM178 146H180L181 148L180 149H178L179 147ZM79 147H78V149H79ZM102 147V146H101ZM106 147V146H105ZM105 147H102V148H105ZM10 148L8 149L9 151H10ZM26 148H27V150H26ZM29 148V149H28ZM94 148V149H93ZM160 148V147H159ZM159 148H157V150H159L160 151V149ZM168 149H169V147H167ZM220 148V149H219ZM90 149H92L91 151H90ZM178 149V150H177ZM185 149H187V147L185 148ZM184 149V147H183V149L182 150H185ZM188 149H190V147H188ZM231 149V150H230ZM22 150V151H21ZM25 150V151H24ZM61 150H63V149H61ZM60 150V151H61ZM105 150H107V149H105ZM156 150V149H155ZM154 150V151H155ZM156 150V151H157ZM192 150V149H191ZM190 150V151H191ZM59 151V150H58ZM161 151H162V149H161ZM189 150L188 151H186V153H183V154H186L185 156H184V159H185V157H187L188 156V152H190ZM224 151H221V152H217V154L216 155H219L218 153H223ZM11 152H13V150L11 149ZM15 152V151H14ZM16 152V155L18 154ZM28 152V153H27ZM78 152H81L83 155L85 154V153H87V152H85V153H83L84 151L83 150H78ZM93 152H91V153H93ZM99 152V153H98ZM108 152V151H107ZM158 152V151H157ZM156 152V153H157ZM182 152V151H181ZM26 153V154H25ZM80 153V155H81V159H80V162H85L84 160L85 159H83L82 158V154ZM88 153V155H90L91 156V153L89 154ZM159 153V152H158ZM229 153V152H228ZM104 154H105V152H104ZM179 156H181L182 155V153H177ZM181 154V155H180ZM14 155H15V153H14ZM24 155H25V157H26V159H24L25 157H24ZM88 155H87V157H86V159H88V160H90V158H91V160H93L92 159V156L89 158L88 157ZM222 156H223V158L222 159H227L226 158V156L224 155V154H221ZM86 156V155H85ZM84 156V157H85ZM99 155H96L95 156V158H97ZM105 155H103V157H104ZM16 157V156H15ZM19 157V158H18ZM102 156H100L99 158H101ZM108 157V156H107ZM230 157H232L231 159H230ZM99 158H97V159H99ZM105 158V157H104ZM104 158H102V159H104ZM183 158V157H182ZM204 158V159H205ZM17 159H21V160H18V161H21V162H17ZM110 159H112V160H114L113 159V157H110ZM187 159V158H186ZM96 159H94L93 161L94 162H96L95 163V165H94V167H93V165H91V167H92V169H91V171L92 172H94V170H96V169H94L95 167H96V164H97V161H99V160H97V161H95ZM105 160H108L107 158L105 159ZM111 160V161H112ZM258 160V161H257ZM27 161V162H26ZM74 161V163H75V160H73ZM76 161H78V160H76ZM100 161H101V159H100ZM100 161L98 162L99 164L98 165H100ZM109 161V160H108ZM22 162H23V165L21 166V164H22ZM24 162H26V163H24ZM80 162L78 161V165L80 164ZM82 162V163H83ZM90 161H88V163H89ZM94 162H92V163H94ZM102 162H103V160H102ZM114 163H115V160L113 161ZM223 162V161H222ZM258 162V163H257ZM17 163H18V165H17ZM21 163V164H20ZM42 162H40V161H38V164H41ZM72 163V162H71ZM82 163H81V165H82ZM86 163V162H85ZM85 163H83L84 164V166H85ZM87 163V164H88ZM107 163V162H106ZM105 163V165L104 166H106V165H109L108 163L106 164ZM113 163V164H114ZM262 163V162H261ZM20 164V165H19ZM111 164L112 163H110V167H107L108 169L109 168H111ZM224 164L225 163H223V165L222 166H224ZM77 164H75L74 165V167L76 166ZM77 165V166H78ZM101 165H103L102 163H101ZM180 165V164H179ZM231 165H232V167H231ZM260 165V164H259ZM21 166V167H20ZM25 166L27 167V169H25ZM68 166H70L71 168L73 167V164H72V166H71V164H69ZM83 166V165H82ZM81 166V167H82ZM87 166V165H86ZM113 167L112 168H115L114 167V165H112ZM213 166V165H212ZM237 166H240V168L238 167V168H236ZM14 167V168H15ZM70 167H69V169H70ZM79 168H77L79 171H80V173H81V167L80 166H78ZM242 167V168H241ZM258 167H260V166H258ZM83 168V167H82ZM89 168V167H88ZM88 168H83V169H88ZM97 168V167H96ZM106 168V169H107ZM110 169V170H113V169ZM224 168V167H223ZM74 169V168H73ZM73 169H71V171L73 172ZM82 169V174L84 173H87L86 172V170L84 171ZM90 169V168H89ZM102 169V168H101ZM107 169V170H108ZM240 169V170H239ZM27 170V171H26ZM75 170V169H74ZM78 170H76L75 171V173H76V175H78V173H79V171ZM98 170H99V172H100V169H98L97 168V171L95 172V173H98L99 174V172H98ZM110 170H108V171H110ZM243 172H242V171ZM103 171V170H102ZM114 171V170H113ZM193 171H194V169H193ZM192 171V172H193ZM212 171V170H211ZM239 171H241V172H239ZM26 172V173H25ZM105 172H107V171H105ZM103 173V174H105L107 177H108V174H106V173ZM195 172V171H194ZM25 173V174H24ZM36 173H38L39 174V172H37L36 171ZM74 173V174H75ZM79 173V176L81 175ZM94 173V175H95V177H93L94 179H95V181H97L98 180V178L102 175H100L99 174V176H98V178H97V174H95ZM111 173V172H110ZM259 173H261V172H259ZM50 174V173H49ZM88 174L89 175H87V176H91L90 174H92V173H90V172H88ZM206 174V175H205ZM21 175V176H20ZM23 175V176H22ZM40 175V174H39ZM94 175H92V176H94ZM111 175V174H110ZM238 175H239V177H238ZM25 176V177H24ZM79 176H77V177H79ZM86 176V177H87ZM92 176L91 177H88L87 179L86 178H84L85 177V175H82V176H80V178L79 179H81V182L79 181V183H81V184H84L85 185V183H87L86 185L88 186V182H89V180L92 178ZM242 176V177H241ZM21 177H23V179L24 180H22V179H20ZM76 176H75V178H77ZM81 177H83L84 179H85V182L82 180V178ZM103 177V175L101 176V178ZM105 177V176H104ZM111 176H109L108 177V179L110 178ZM92 178V179H93ZM101 178H99V180L101 181V180H103V179H101ZM133 178V177H132ZM206 178H207V180H206ZM243 178V179H242ZM89 179V180H88ZM97 179V180H96ZM238 179H240V180H238ZM105 180H107V179H105ZM115 180V179H114ZM209 180V181H208ZM244 181L243 183L242 182H240V181ZM30 181L32 182L31 184H30ZM34 181V182H33ZM39 181V182H38ZM74 181L76 182V180L74 179ZM88 181V182H87ZM91 181V180H90ZM95 181L93 182V180H92V182H93V185L95 184ZM99 181V182H100ZM109 181H111V182H109ZM109 181H107L111 186L113 185V183H112V178L111 179H109ZM260 181V182H259ZM28 182V183H27ZM40 182L42 183V185L40 184ZM98 181L96 182L97 184V187H98V183H99ZM103 182H105L104 180H103ZM115 182V181H114ZM117 182V181H116ZM236 182V183H235ZM240 182V183H239ZM76 183H78V182H76ZM90 184H91V182H89ZM112 183V184H111ZM210 183L212 184V185H210ZM235 183V184H234ZM245 183V184H244ZM35 184L36 185H38L40 188H41V190H42V192H39V191H41L40 190V188H38V186H35ZM41 186H40V185ZM103 185V183H100V185ZM241 185V186H238L237 187V185ZM260 184H261V186H260ZM30 185V186H29ZM99 185V187H98V190H99V188H101V186ZM235 185V186H234ZM259 185V186H258ZM91 186H92V184H91ZM107 186V185H106ZM114 186H115V183H114ZM116 186H118V185H116ZM120 186H122V185H120ZM28 187V188H27ZM33 187H34V189H33ZM37 187V188H36ZM97 187H95V189L97 188ZM104 187V186H103ZM215 187V188H214ZM260 187V188H259ZM261 187H263V188H261ZM89 188L91 189V187H90V185H89ZM93 188H94V186H93ZM92 188V189H93ZM225 188V187H224ZM223 188V189H224ZM232 188V189H231ZM236 188V189H235ZM253 188H256V192L253 190ZM30 189H31V191H30ZM36 189V190H35ZM94 189V191H96ZM220 189V190H219ZM39 190V191H38ZM250 190V191H249ZM254 191V193H253V191ZM34 192V193H33ZM35 192H36V194L37 195H39V196H37V195H35ZM38 192V193H37ZM224 192V191H223ZM33 193V194H32ZM40 193H43V194H40ZM252 194V195H249V194ZM221 194H223V195H221ZM255 194V195H254ZM261 194H262V192H261ZM21 196V195H20ZM35 196V197H37V198H35L34 197V199H33V197ZM203 196V197H202ZM222 196H224L223 198H221ZM250 196H252V197H250ZM247 197H249V199L247 198ZM17 198H18V200H20L21 201V203H20V201H18L17 200ZM251 198H253V199H251ZM33 199V200H32ZM35 199H37V200H35ZM123 199V198H122ZM121 199V200H122ZM23 200V201H22ZM120 200V201H121ZM220 200V201H219ZM247 200V201H246ZM257 201L256 203L254 202V201ZM25 201V202H24ZM31 201V202H30ZM60 201L61 202H64V199H62V198H60ZM119 201V202H120ZM124 201H127V204H129V205H131V200L130 199H125ZM23 202V203H22ZM33 202V203H32ZM118 202V201H117ZM116 202V203H117ZM250 202V203H249ZM11 203V204H10ZM36 203H34V204H36ZM114 203H115V201H114ZM126 203V202H125ZM219 204V206L217 207L216 205H218ZM255 205V207L258 209V211L257 212H255V210L256 209H254V207L252 206L253 204ZM1 204H2V206H1ZM3 204H5V205H3ZM13 204V205H12ZM27 206H26V205ZM28 204H30L29 206H28ZM111 204V203H110ZM110 204H108L107 205V208L109 209V208H114V206H116L115 204H113L112 203V205H110ZM123 205H124V202L122 203ZM121 203L120 204H117V205H121L122 207H123V205H122ZM206 204V205H207ZM247 204V205H246ZM250 206H252V207H248L249 205ZM252 204V205H251ZM110 205V207H108ZM9 206H12V208H10ZM32 206V207H31ZM113 206V207H112ZM119 206H117V207H119ZM243 206H246V207H243ZM8 207V208H7ZM28 207V208H27ZM31 207V208H30ZM203 208L204 206H202V204H201V206H200V208ZM221 207V208H220ZM223 207H225V208H228V209H225V208H223ZM27 208V209H26ZM245 208V209H244ZM247 208H249V211L247 210ZM252 208L254 209V211L252 210ZM7 209H8V215H5V213H4V211H7ZM13 209H15V210H13ZM110 209V210H111ZM123 209H124V207H123ZM28 210V211H27ZM125 210V209H124ZM202 210H204V208L203 209H201V212H202ZM228 210V211H227ZM253 212H252V211ZM10 211H12V212H10ZM14 211H16V213H14ZM120 211H121V209H120ZM0 212V213H1ZM10 212V213H9ZM31 212V213H30ZM123 212V211H122ZM203 212H202V215H203ZM208 212V213H207ZM248 212V213H247ZM220 213V212H219ZM251 213H253V214H251ZM12 214V216H10ZM16 214V215H15ZM29 214V215H28ZM30 214H31V217H30ZM14 215V216H13ZM80 215V213L79 212H77V211H75V212H72L71 214H70V218H76V217H78ZM5 216V217H4ZM7 216H8V221H6V219H7ZM38 216V215H37ZM36 216V217H37ZM10 217H12V218H10ZM26 217H29V218H27L29 221L27 222V219H26ZM204 217V216H203ZM216 217V218H215ZM12 219V220H11ZM66 220V219H65ZM215 220V221H214ZM3 221H5V222H3ZM14 222V223H12V222ZM25 222L26 221V223H22V222ZM111 221V220H110ZM109 221V222H110ZM17 222V223H16ZM20 222V223H19ZM11 224V226H10V224ZM28 223V227H27V224ZM220 223H227L226 225H222V224H220ZM17 224H19L18 226H17ZM26 226L28 229H26V228H24L23 226ZM68 225V224H67ZM70 225V224H69ZM15 226H17V227H15ZM19 226H22V227H19ZM204 226V225H203ZM222 226V227H221ZM226 226V227H225ZM0 227H2L1 226V224H0ZM219 229H217V228ZM11 228H13L12 230H11ZM17 230H16V229ZM221 228H224L223 230L221 229ZM31 229V230H30ZM108 229V231H107V233H106V238L109 240V242H107V241H99L100 239L98 238V239H96L97 237H96V235H95V241H93L94 243H99V244H97L98 246L97 247H95V245H94V247H90V244L91 245H93V242H91V241H89L88 239H81V238H79V236L78 235H80V233L78 232V231H76V232H74V234H76V235H72V237H73V240H71L70 241V243H69V245H67V244H63L62 246H60V248H58V250H57V252H59L60 250V252L58 253V254H60V255H62V257L63 258H65L64 260L62 259H60V264H75L76 262V264H106L105 263V261L108 259V257H111L110 255H112L114 252H115V246H113V245H110L111 244V242L112 241H116L117 239H119L118 237H120V233H119V231L117 230L118 229V227H117V223L116 222H111L110 223V228H107ZM15 230V231H14ZM19 230V231H18ZM23 230H25V231H27V232H23ZM29 230V231H28ZM17 232H19L18 234H16ZM30 234H29V233ZM1 234V233H0ZM89 234H90V232H89ZM118 234V235H117ZM203 234H204V232H203ZM235 234V235H234ZM238 234V235H237ZM18 235V236H17ZM22 235V236H21ZM235 237H234V236ZM2 236V237H1ZM75 236V237H74ZM76 236H77V241H76ZM89 236H91V235H89ZM231 236H233L234 238H232ZM19 237V238H18ZM238 237V238H237ZM2 238V239H1ZM13 238H16V239H13ZM22 238V239H21ZM75 238V239H74ZM19 239V240H18ZM81 239V240H80ZM235 239V240H234ZM237 239V240H236ZM75 240V241H74ZM83 241L82 243L80 242V241ZM106 240V239H105ZM140 240L142 241L141 243H140V241H138V244L140 245V244H142V250H143V252L144 251H146V253H145V258L148 260L149 259V261H153V259H152V257H150L149 258V253H150V251L151 250H155V249H157V248H160L162 245H164L165 243H169L170 245H173V243H176L177 242V240H178V235H177V233H171V234H157L154 238H151V237H141L140 238ZM15 241V243H13V242ZM16 241H18L17 242V244H16ZM90 243H89V242ZM118 241L119 240H117L116 242L118 243ZM235 243H234V242ZM86 242H88V243H86ZM116 242H113V243H116ZM83 243H85V244H83ZM112 243V244H113ZM75 244H76V246H75ZM80 244V245H79ZM102 244V245H101ZM186 244H188L187 246H185ZM4 247H3V246ZM70 245H72V246H70ZM85 245V246H84ZM87 245H88V247H90V250H89V248L87 247ZM175 246H176V244H174ZM191 245V246H190ZM194 245H195V247H194ZM69 246V247H68ZM74 246H75V248H74ZM82 247V250H80V248ZM100 246V247H99ZM107 246H109V248L107 247ZM80 247V248H79ZM88 248V249H87ZM70 251H69V250ZM73 251H72V250ZM76 249L79 251L78 252V254L76 255ZM106 249V250H105ZM86 250H88V251H86ZM93 250V251H92ZM109 250H110V252H109ZM72 251V252H71ZM75 251V252H74ZM85 251V252H84ZM123 251V250H122ZM67 252H69V253H67ZM73 252L75 253V255L73 254ZM87 252V253H86ZM105 252H107L108 253V255H105ZM121 252V251H120ZM133 252H135V249H133V248H130V247H128V248H125L124 249V253L126 254V256H128V257H130L131 255H133L134 253ZM106 253V254H107ZM109 253H110V255H109ZM190 253L192 254L193 252L192 251H190ZM69 254V256H67ZM124 254V255H125ZM158 254V256L161 254L160 252H158L157 253ZM83 257H82V256ZM123 256V255H122ZM135 256V255H134ZM155 256H156V254H155ZM61 257V258H62ZM71 257V258H70ZM76 257L78 258L77 260L79 261V263H78V261H76ZM82 258V259H81ZM69 259V260H68ZM71 259V260H70ZM73 259V260H72ZM67 260V261H66ZM122 260V261H121ZM121 260H117L116 262H117V264H122L123 263V258H121ZM61 261H63V262H61ZM65 261H66V263H65ZM75 262V263H71V262Z\"/></svg>",
  "mask_w": 264,
  "mask_h": 264
}]
</instances>
